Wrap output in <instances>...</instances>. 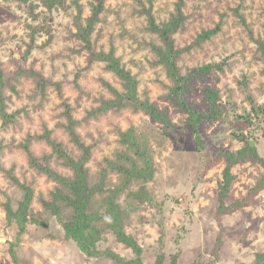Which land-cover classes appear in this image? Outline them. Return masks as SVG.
Wrapping results in <instances>:
<instances>
[{"label":"rangeland","instance_id":"obj_1","mask_svg":"<svg viewBox=\"0 0 264 264\" xmlns=\"http://www.w3.org/2000/svg\"><path fill=\"white\" fill-rule=\"evenodd\" d=\"M178 2L105 0L92 36L96 52L115 49L138 82L139 98L167 112L173 127L166 129L133 106L102 110L105 101L116 99L112 89L122 93L123 86L104 63L89 62V52L75 37L78 6L85 21L93 0H65V8L52 13L36 0H0V76L12 116L6 123L0 106V264H116L105 256L90 257L65 239L59 219L42 205L57 183L31 159L64 176L73 173L39 138L49 131L76 160L83 156L67 134L69 115L91 150L92 182L105 161L123 149L122 133L135 128L148 142L156 168L148 184L151 201L126 227L143 249L144 264H256L264 252V166L255 160L234 166L224 202L221 192L227 152L251 145L264 159V57L256 43L264 40V0H185L177 47H191L201 34L219 29L180 62L185 75L213 66L190 98L206 109L203 93L215 90L222 110L220 121L200 128V150L188 117L166 100L172 82L152 48L160 41L149 31V19L168 22ZM116 178L111 175L110 182ZM23 187L32 193L24 230L14 217L25 198ZM241 201L247 204L232 211ZM69 216L66 212L64 219ZM99 247L136 257L111 233Z\"/></svg>","mask_w":264,"mask_h":264},{"label":"trees","instance_id":"obj_2","mask_svg":"<svg viewBox=\"0 0 264 264\" xmlns=\"http://www.w3.org/2000/svg\"><path fill=\"white\" fill-rule=\"evenodd\" d=\"M22 4H28L33 0H15ZM40 2L50 13L65 8V0H36ZM105 0H93L91 15L83 21L82 7L78 6V15L75 18L77 32L75 37L83 45V49L89 52V62L104 63L106 68L121 82L123 92L112 89L116 95L115 100L105 101L102 110L122 109L133 106L147 114L154 122L173 127L165 110H161L150 101H143L138 95V82L135 77L126 70L115 49L109 52H96L93 47L92 36L96 30L100 17L104 12ZM185 0H179L175 14L163 24H157L151 17L149 19V31L158 37L160 45H152L153 51L172 82V87L166 100L173 105L179 113L188 117V123L192 129L199 150L202 147L200 128L205 124H213L222 118V110L219 104L218 92L206 89L204 105L202 109L190 101L195 93V84L202 81L212 72V65L197 68L189 74H183L180 62L186 52L193 47L214 37L219 29L205 32L194 42L191 47L179 48L176 45L175 34L184 26L186 17L183 12ZM258 50L264 57V40H257ZM3 80L0 76V106L2 117L6 123L12 122V116L6 112L5 99L2 95ZM67 134L71 142L79 149L83 156L75 159L65 149L62 143L51 138V133L46 132L39 140L45 141L53 149V155L62 161V165L71 171V177L57 173L48 164L42 165L35 159H31L32 165L57 183L52 197L43 201L46 212L59 219L64 230V237L75 241L80 249L90 257L105 256L116 264H144L142 261V247L135 238L126 232L129 221L136 215L143 204L151 201L148 184L155 178L156 168L148 142L140 136L135 128H130L121 134L120 143L123 147L113 160H106L101 167L99 177L92 182L90 169L87 162L91 157V150L82 141L76 132L78 123L69 115ZM224 157L227 165L224 170L225 190L221 192V200L224 202L232 184L231 170L238 164H244L255 160L264 166V159L256 148L248 145L237 152H227ZM49 158V157H48ZM46 158V159H48ZM116 176V182H110V176ZM264 182V178H263ZM25 198L20 202V207L14 217L21 229L24 230L28 221V213L32 203V193L26 187ZM246 201L236 202L232 211L246 205ZM8 212H11L10 209ZM70 213L69 219H64V214ZM106 233L114 235L116 240L132 248L136 257L126 259L111 250L102 251L99 247ZM256 264H264V252L257 256Z\"/></svg>","mask_w":264,"mask_h":264}]
</instances>
